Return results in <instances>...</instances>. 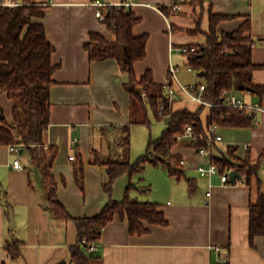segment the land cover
Returning <instances> with one entry per match:
<instances>
[{"label": "crops", "instance_id": "1", "mask_svg": "<svg viewBox=\"0 0 264 264\" xmlns=\"http://www.w3.org/2000/svg\"><path fill=\"white\" fill-rule=\"evenodd\" d=\"M0 1L20 4L23 0ZM30 1L44 5V16L34 20L44 25L47 38L55 47L52 63L57 67L52 75L50 117L44 141L45 146H57L50 173L56 182L57 198L72 217L94 216L110 199L121 200L127 181L125 173L118 176L107 192V165L90 161L92 150L104 157L119 152L116 142L122 138V127L130 124L134 106L124 88L128 74L118 62L114 58L90 60L84 48L90 32H97L108 41L114 39V34L96 16L94 2H132L126 8L139 18L132 28L133 35H147L145 56L134 62L135 75L139 78L149 69L153 82L162 85L169 78L170 64L177 67V72L183 64L188 75L195 72L187 69L186 53L172 51L170 46L204 45L211 14L229 16L218 21L217 32L234 30L248 20L250 28L246 34L251 41V59L263 65L253 71L252 82L264 88V0H187L178 10L170 8L174 0ZM177 78L184 84L203 82H183ZM248 95V99L260 100L257 94ZM197 107L199 104L192 101L178 100L172 104L174 111H193ZM206 114L207 108L201 114L203 123ZM11 115L12 100L0 90V123L2 116L9 120ZM256 119L255 125L219 126L223 140L212 155L225 153L228 145L237 146L235 153L241 157L247 150L252 155L264 152V110L256 113ZM17 144L19 149L14 152L9 150V144L0 142V264L69 263L70 246L76 244V226L71 219L57 218L51 213L41 171L32 162L29 149ZM244 144H248L247 149ZM174 146L172 153L185 160V165L178 167L181 177L187 180L189 194L168 190L162 201L152 200L158 203L157 209L167 222L144 221L148 230L141 234L129 232L126 216H115L101 231L94 259L98 264H223L219 258L227 260L224 264H264V235L255 236L252 244L249 240V203L253 194L245 177L241 175L238 182L230 183L218 171L198 174L197 167L209 163V156L197 155L187 142L182 147ZM130 150L129 134L131 160ZM71 154L74 159L69 158ZM77 156L83 162L82 188L74 178ZM15 159L21 168L13 167ZM14 239L20 241L19 253L11 256L8 245ZM216 246L220 248L218 252L214 250Z\"/></svg>", "mask_w": 264, "mask_h": 264}, {"label": "trees", "instance_id": "2", "mask_svg": "<svg viewBox=\"0 0 264 264\" xmlns=\"http://www.w3.org/2000/svg\"><path fill=\"white\" fill-rule=\"evenodd\" d=\"M161 9L164 11V7ZM102 11L105 14L102 22L114 34V39L108 41L101 34L90 32L89 40L84 44L89 59L114 58L120 69L128 74L124 88L130 95L132 105L138 103L143 110L142 122H147L144 100L157 119H167V122L161 134L157 138H150L144 153L134 161L129 159V124L122 127V138L116 142L120 147L118 153L104 157L92 150L90 161L107 165L108 180L104 184L107 192H110L118 176L126 173L129 179L121 200L110 199L98 214L76 218L58 200L56 182L50 173L58 152L57 146H45L44 141L50 117V87L54 83L52 75L57 67L52 63L55 47L48 40L44 25L34 20L44 16V5L30 0H23L20 4H0V90L12 100L11 118L1 117L0 142L5 145L21 143L29 149L32 162L41 171L51 213L57 218L71 219L76 226L77 238L76 244L70 246V262L59 264H95L92 260L96 256H89L91 250L87 251L81 241L85 239L97 245L103 227L115 216L127 217L130 233L146 232L148 228L144 221L166 224L163 212L157 209L158 203L130 196L131 188L137 187L131 181V176L141 173L145 163L161 164L178 179L183 176L178 167L181 158L172 153V147L177 143L175 136L183 132L187 125H194L198 133H203L205 126L210 123L232 127L252 125L251 117L246 112L226 106L207 108L204 123L201 114L206 107L203 105L193 111L187 108L172 110L163 85L153 82L149 69L139 78L135 75L134 62L145 56L147 41L146 34L133 35L132 28L139 18L125 6L107 4L102 7ZM226 17L229 16L210 15L209 30L205 33L206 43L186 53L187 65L196 73L203 72L205 98L211 102L220 103L224 97L223 91L238 89L239 85L248 87L250 93L257 94L262 100L264 88L252 82L253 71L263 65L255 64L251 59V41L246 34L250 28L249 21L245 20L234 30L217 32L216 24ZM160 104H164L161 111ZM236 150L237 146L228 145L225 153L211 156L210 159L220 173L226 168L238 171L252 191L248 226L252 244L255 236L264 235V182L259 175L264 152L252 155L247 150L246 155L241 157L235 153ZM73 171L76 183L82 188L84 169L79 156L73 163ZM228 182L233 183L235 180ZM19 243V240L14 239L8 245L11 256L19 253ZM92 251L94 253V249Z\"/></svg>", "mask_w": 264, "mask_h": 264}, {"label": "built area", "instance_id": "3", "mask_svg": "<svg viewBox=\"0 0 264 264\" xmlns=\"http://www.w3.org/2000/svg\"><path fill=\"white\" fill-rule=\"evenodd\" d=\"M186 0H174L171 2L170 7L173 10H178L180 4L185 2ZM4 2L0 1V4ZM6 4V3H4ZM17 4V3H15ZM96 5V16L99 20H103L105 18V14L102 11V6L107 5L101 2H94ZM132 2H121L119 4H115L116 7L125 6L128 7ZM112 5V4H111ZM198 49V46H175L171 45L170 50L175 52L187 53L190 50L195 51ZM188 71H193L191 67L187 66ZM177 67L173 64L169 65L168 80L163 84L164 91L167 95V100L169 104H173L178 100L182 101H192L196 102L199 105H203L206 108H210L212 106H226L231 108L239 109L240 111H244L248 116L251 117L252 124H257L256 113L258 111L264 110V98L262 100H252L245 99L241 96L236 95L235 93H230L229 91H223V99L220 103H214L205 98V84L202 82L198 83H189L184 84L179 81L176 76ZM145 96L144 93H142ZM164 109V104L159 105V111ZM186 139L187 144L192 146L199 156H209L211 158L213 150L215 147L222 142L223 136L219 131V125L216 123H210L205 126L203 133H198L194 125H187L184 128V131L177 134L175 136V140L178 142L179 140ZM76 139H74L75 141ZM244 149L248 148V144L243 145ZM19 144H9L10 151H18ZM74 154L69 156L70 159H74ZM13 167L21 168V164L18 159L13 161ZM185 165V160L183 158L180 159L178 166L182 167ZM197 171L201 175H211L217 172L215 164L211 161L205 165H199L197 167ZM232 171L231 168H226L223 174L229 178V173ZM239 179H235V182H238ZM81 245H85L86 250L90 251L96 247L95 242H87L85 239L81 241ZM216 252L220 250L219 247H215ZM221 263H226L227 260L225 258L218 259Z\"/></svg>", "mask_w": 264, "mask_h": 264}, {"label": "rangeland", "instance_id": "4", "mask_svg": "<svg viewBox=\"0 0 264 264\" xmlns=\"http://www.w3.org/2000/svg\"><path fill=\"white\" fill-rule=\"evenodd\" d=\"M185 68L186 66L183 64L180 66V71L177 72V76L181 81L186 82L189 80H202V78H200L196 72H192L191 75H188ZM229 92L235 93L236 95L241 96L245 99H248V94L250 93L249 91L244 89H232L229 90ZM144 101L147 110V122L145 123L142 122L144 114L139 104L135 103V105L132 106V114L130 118L131 121L129 124L131 161L136 160L141 154L144 153L149 139L158 137L166 125L164 119L159 120L155 117L148 102L146 100ZM121 134H123V132H121ZM185 143L186 139L179 140L174 147H182L185 145ZM259 173L264 178V162ZM123 176H125V178L127 179L125 184L126 186L129 177L126 173ZM131 181L134 182L137 187L131 188L129 194L130 196L136 197L141 201H162L161 199L165 197L168 190L170 192H174V194H189L187 180L184 177L178 179L176 176L170 175L168 169L164 168L161 164L145 163L143 171L141 173H134L131 176ZM92 261H94L95 264L99 263L96 259H93Z\"/></svg>", "mask_w": 264, "mask_h": 264}, {"label": "water", "instance_id": "5", "mask_svg": "<svg viewBox=\"0 0 264 264\" xmlns=\"http://www.w3.org/2000/svg\"><path fill=\"white\" fill-rule=\"evenodd\" d=\"M198 75L199 76H203V72H199ZM238 89L239 90H243L244 89V90H247V91L250 90L248 87H245L243 85H239ZM240 177H241V174L238 171H236V170H232L229 173V179L232 180V181H234L235 179H239ZM9 219H10L11 225H13L14 224V217H13V213H12L11 209H9ZM93 254L94 253L91 250L90 253H89V256H93Z\"/></svg>", "mask_w": 264, "mask_h": 264}]
</instances>
